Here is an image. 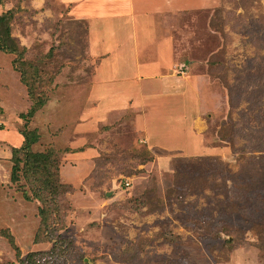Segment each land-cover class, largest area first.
Masks as SVG:
<instances>
[{"label":"rangeland","instance_id":"1","mask_svg":"<svg viewBox=\"0 0 264 264\" xmlns=\"http://www.w3.org/2000/svg\"><path fill=\"white\" fill-rule=\"evenodd\" d=\"M183 1L190 9L162 16L140 0L131 7L152 35L139 39L140 68L168 40L170 95L193 89L178 118L187 124L175 125L184 146H159L168 126L138 108L151 87L130 96L123 69L99 71L84 0H0L27 63L0 52V264H264V0ZM119 47L100 55L116 61ZM23 131L38 136L33 153H57L61 186L44 189L57 209L49 228L33 190L56 180L52 162L30 174L20 164L11 181Z\"/></svg>","mask_w":264,"mask_h":264},{"label":"crops","instance_id":"2","mask_svg":"<svg viewBox=\"0 0 264 264\" xmlns=\"http://www.w3.org/2000/svg\"><path fill=\"white\" fill-rule=\"evenodd\" d=\"M84 1L85 18L89 20V24L92 29V31H90V41L93 43L94 46L92 47V50H90L91 57L98 58L102 56V61L100 60L101 63L99 71L103 74L109 73L108 76H110L111 72H117L118 70L123 69V83L131 85L129 87V94L133 93L134 95H136L137 93L132 88H137L138 85H143V82L147 83L148 86H150L151 88L144 89L146 93H142L141 89L140 91L142 96L152 97L153 101L146 105L151 106L152 108L151 110L146 108V106H141L138 108L142 109L140 111H142L141 113L144 114L145 117H148V115H146L148 112L152 115V117L155 116L154 119L156 118L157 121H161L163 124H166L165 127L168 126L166 128H163L166 131L165 134H162L163 132L157 134V137H155V145L160 146L161 143L169 142V144L178 143L184 146L180 141V138L177 139L179 126L175 125L187 124L185 120H179L178 118L182 116V114H186L185 112H187L188 108L190 107L189 104L192 102L191 99H193V96L191 98L188 95V92H190L192 88L189 83H187V87L186 85L184 87V83H181V87L178 88L181 95L176 98H173L171 96L172 92L175 90L172 88H167L166 84L171 83L172 78L169 77L168 74L163 73V67H165V69L171 67V62L169 60L170 52L167 48L169 47V42H167L168 40L163 41V44L160 43V50H158L156 54L155 63L140 68V64L138 61L140 55L139 39H141L142 42L146 45L152 39V35L151 33L149 34L148 28L143 27L141 25L140 27H138L140 15L137 20L134 16V11L131 8L132 5L135 3V0ZM140 1L142 2V4L140 5L147 8V14H150L151 16H156L159 14H161L159 16H162V14L168 10L176 11L180 9H190V7L186 5L183 0H157V4H153V2H148L149 0ZM113 5L116 6L117 9L110 8L109 11L106 10L108 7ZM150 19L151 17L149 18L148 16L144 18V24L148 26ZM95 23H98L97 25L100 26L99 30L94 29ZM113 29L116 32H114ZM109 31H111L112 33H110ZM119 45V50H122L120 48L124 49L123 51L118 52L119 55L116 61H112V55H100L101 52H103L104 50H107L108 48L118 47ZM118 67L121 68L118 69ZM144 74L149 75L145 76ZM170 87L172 86L170 85ZM125 89L126 85L123 88V94L127 92L125 91ZM131 95L132 94H130V96ZM132 105L133 107H137L135 103H133ZM174 116L176 118H174ZM147 124L149 123L147 122ZM146 129L151 130L149 127H146L144 130ZM149 130H146L147 132L145 131V133H148ZM199 146L200 143L190 144V146L188 147V151L193 150L191 153L193 155L200 153L198 151Z\"/></svg>","mask_w":264,"mask_h":264},{"label":"trees","instance_id":"3","mask_svg":"<svg viewBox=\"0 0 264 264\" xmlns=\"http://www.w3.org/2000/svg\"><path fill=\"white\" fill-rule=\"evenodd\" d=\"M10 16L9 13H5L0 15V52L4 54H12L16 56V60L19 62L20 66L27 65V63H24L23 61V56L25 54V48H22L18 45L16 40L12 37L11 35V29H10ZM15 60V61H16ZM23 76V74H22ZM44 104V101L38 102V105L42 107ZM38 106V107H39ZM36 112V108H31L29 110L28 115H34ZM21 136L23 137L24 141L23 144L20 148H15L11 150L12 154V159L11 162L13 163V172L11 173V181L12 182H17L19 180L18 172H21L20 169L23 172H28L30 174L32 171L37 173L39 171L41 165L43 167L42 170H46L48 167L47 162H52L53 167L55 168L53 170L51 175L52 177H55V181L51 179L49 181L48 179L44 180V184H37L35 186L34 191V197L39 203L41 204V207L38 209L39 211V217L42 222V227L49 228L51 227V224H49L52 219V216H54L53 213L57 211L56 209V204H53L49 201V199L46 197L45 193L46 189H50V192L52 194H55V191H58L61 183H60V176H59V162H58V157L57 153L53 150H47L45 152L41 153H33L31 151V146L34 145L37 140L38 136L36 135L35 132H21ZM19 156H23L22 158H19ZM20 164H22V168L19 169ZM47 166V167H46ZM51 166V165H49ZM47 175V173H46ZM41 176H44L41 174ZM46 184H48L46 186ZM44 185L46 187H44ZM44 187V188H43ZM49 190H47L48 192ZM51 203V204H50ZM62 226V224L60 225ZM53 227V226H52ZM55 227V226H54ZM71 243V242H70ZM69 245V242L67 243ZM72 244V243H71ZM54 252H51L50 254L47 253L44 255V257H50L51 259L54 258ZM59 255H55V261L58 262ZM34 262V260H31V262ZM47 261L45 258L43 259L42 263L38 260L36 264H44ZM30 263V262H27Z\"/></svg>","mask_w":264,"mask_h":264}]
</instances>
